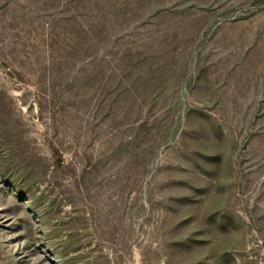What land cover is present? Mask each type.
Wrapping results in <instances>:
<instances>
[{
  "label": "rangeland",
  "instance_id": "obj_1",
  "mask_svg": "<svg viewBox=\"0 0 264 264\" xmlns=\"http://www.w3.org/2000/svg\"><path fill=\"white\" fill-rule=\"evenodd\" d=\"M0 264H264V0H0Z\"/></svg>",
  "mask_w": 264,
  "mask_h": 264
}]
</instances>
